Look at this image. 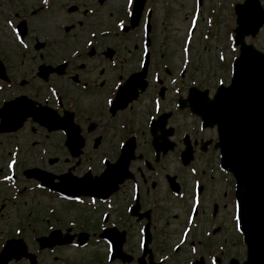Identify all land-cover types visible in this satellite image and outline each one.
<instances>
[{
    "label": "flooded vegetation",
    "instance_id": "1",
    "mask_svg": "<svg viewBox=\"0 0 264 264\" xmlns=\"http://www.w3.org/2000/svg\"><path fill=\"white\" fill-rule=\"evenodd\" d=\"M10 1L16 3L12 4L13 8L5 10L8 16L13 15L15 18L29 22H36L38 18L42 20L43 17L38 14L42 9L41 0ZM107 42L113 50L111 59L104 57L101 47H97L101 53H95L93 48V55L90 57L85 56L84 52L75 57L73 52L53 54L56 50L48 46H32L26 50L16 48L2 55L9 77V81L3 82V100L26 95L34 102V105L36 102L46 103L55 108L58 113H62L63 110L72 111L73 121L82 137V146L78 157H72L68 145L61 142L59 144L60 131L48 132L44 127L33 122L30 117L24 119L17 131L0 133V145L7 144L11 137L27 133L28 142L33 146L49 147V149H54L56 155H58L56 150L62 149L66 170H70L76 176H81L85 172H90L92 176H101L105 172L106 165L121 160L122 150L128 151L133 141L135 145L133 157L126 164L118 167L114 178L107 182L99 181L98 188L108 193L106 197H102L101 200L93 198L94 204H92L90 197L81 196L82 204L69 202V207L61 209H56L57 206L54 204L50 207L52 211L49 217L42 223H38V214L41 212L38 209L36 212L29 213L34 215V222H29L31 230L37 232L36 236H40L59 229L64 233L60 234L63 238L72 235V244L84 237L83 246L75 248L72 245H65L61 246L63 249L60 250L65 252L70 247L73 250L86 249L89 246L99 247L104 250V257L100 250L95 252V255L99 256L100 264H152V262L163 264L158 255L167 250L166 238L169 233L166 223L170 221L169 215H165L167 208L164 200L169 197L184 202L188 199L187 196L192 199L194 180H196L200 187L199 195L195 197L197 201L195 219L199 228L190 230L188 237L196 235L192 243L203 247L204 263H207L211 256H215V260L220 263H225L233 256L236 258L240 256L238 259H242V251L240 253L233 251L238 246L239 240H235L233 234L231 182H224L209 172L214 160L210 157L196 159L197 172L195 174L187 172L185 180L183 177V173H186L185 167H181L176 155H171V159L176 164L174 168L176 170L172 172H169L168 167L173 164V161L167 158L169 156L167 152L157 159L155 156L152 157L154 149L146 123L149 116L153 114H138L136 105L142 103L145 98L143 111L152 109V100L149 101V98L150 95L153 97L155 94L161 102L168 94V86L164 84V80L158 77V81L153 85L154 69L148 68L144 77L145 89L138 94V97L122 110L112 112L108 108L107 102L113 98L118 85L129 74L139 70L140 56L137 50L133 51L136 45L127 48L125 45H116L112 41ZM57 60L59 61L56 62ZM63 60L66 61L63 75L50 74L46 81L38 77L39 64L56 65ZM22 81L24 83H21ZM160 89L161 96L158 93ZM176 91L178 92L179 89L177 88ZM165 107L163 105V109ZM171 138L175 147L179 149L181 141L179 140L177 144L174 140L175 136ZM191 138L195 141L193 145L198 155L197 150L199 151L207 138L203 136ZM53 158L56 159L54 164L59 161L58 156ZM170 175L174 176L178 190L183 193L180 198L174 197L170 190L168 180ZM190 179L191 187L187 190L186 185H189ZM53 182H56L55 178ZM216 189L221 190L218 201L215 199ZM103 192L101 194H104ZM209 192L211 195L208 194ZM44 193L56 202L58 194L55 191ZM190 208L189 205L186 210L181 209L180 213H183L184 217L178 237L187 234L184 222L186 223V214ZM73 209H80L79 214H82L80 212L82 210L88 213L68 217L72 212L70 210ZM66 213H68L67 216ZM173 218L178 217L173 215ZM148 221L151 241L149 251H143V229ZM200 231H203V234ZM206 232H208L207 235H205ZM31 236L27 237V241L31 250L36 252L34 264H88L83 258H80L78 262L77 258L68 253L62 254L58 251V246L52 250L38 249ZM111 243L114 246L120 245V249L115 252L110 261L105 262ZM93 261L95 264V258ZM25 263L24 259H18L7 264Z\"/></svg>",
    "mask_w": 264,
    "mask_h": 264
},
{
    "label": "rangeland",
    "instance_id": "2",
    "mask_svg": "<svg viewBox=\"0 0 264 264\" xmlns=\"http://www.w3.org/2000/svg\"><path fill=\"white\" fill-rule=\"evenodd\" d=\"M6 1V0H5ZM128 0H104L103 4L100 6L99 12L94 15L97 22H100V27L102 25H110L114 26V22L118 18L125 19L127 17V14L130 10L131 4H128L126 7ZM261 3L264 2V0H260ZM7 2V1H6ZM95 0H54V3L56 4L54 9L55 13H49L48 18L46 16H43L42 20L38 18L37 22H33V27H30L31 36L33 37L35 34L37 26L40 27L41 30L47 31H53L58 37H61L63 35V31L61 29L60 24L69 25L70 22L73 20L75 21L77 18L83 19L84 15H81V10H83L82 4L89 5L88 8H93ZM147 3L145 6H148L151 8L150 11V17L151 21L154 24V47L158 48V51H166L165 54L168 58L169 63H172L175 66H179L181 62V58H184V63L186 65V69L184 70L182 79L180 80V83H176V85H180L183 87V85H188L189 82H193L194 86L199 87H205L207 89L214 90L215 86L217 87L220 82H223L224 85H226L229 82L228 77V70H229V62L232 60L234 56H237L238 54V48L236 46L232 45V42L228 38L227 35L228 32L235 27L234 22V16L231 11L230 4L233 2V0H202L201 8L199 9L196 19L197 23L194 25L193 32L191 34L188 33L190 27H191V20L189 19L193 7L194 0H147ZM2 4L1 9H8V6L10 4H7L5 2H1ZM264 4V3H263ZM77 5V6H75ZM126 7V8H125ZM75 8V9H72ZM209 8V9H208ZM215 9L218 10L217 14L214 17L215 20L213 22L208 20L209 17V10ZM72 9V10H71ZM208 9V12H207ZM118 18H117V17ZM94 19V20H95ZM195 19H193L194 21ZM141 21V19H140ZM6 22L2 20V16L0 15V49L3 50L4 45H8L12 42L11 39V32L9 28L6 26ZM36 27V28H35ZM140 23L137 28H135L134 32L140 31ZM35 28V29H34ZM117 28V27H116ZM117 30V29H116ZM75 31V29H74ZM133 32V33H134ZM70 34L73 33V31L69 32ZM68 34V36L70 35ZM133 38V36H132ZM67 39H64V44L60 48V52L64 53L66 49L70 46L68 45L69 41L67 42ZM135 41V38H133ZM37 40L47 42L49 40L44 41L43 35L40 34L39 37H37ZM39 41V42H40ZM187 43L188 49L187 52L182 55V44L184 42V45ZM136 42V41H135ZM247 43L253 44L257 49L264 50V26L259 30L258 34L255 37H247L246 38ZM133 44V42H131ZM131 43L125 45L127 48H132L133 46ZM138 54L140 52V46L136 43V49ZM53 54H57V51H53ZM58 56V55H57ZM56 56V57H57ZM159 56V55H158ZM163 57V56H162ZM223 57V59H221ZM160 57L158 58V60ZM171 67V66H170ZM169 75L175 73L176 71H172V67L168 70ZM167 72H162V76L165 79V83L168 85V95L165 96V99L163 102H161L162 107L163 103L167 102V106H171L173 104V99L170 96L172 93V86L170 83H168L169 77H167ZM163 79V80H164ZM164 83V84H165ZM190 84V83H189ZM188 87V86H187ZM187 89V88H186ZM150 101V99H149ZM145 98L144 101L140 104H137V110L138 114H146L148 111H143L142 106L145 104ZM167 106L163 109L165 110ZM151 107V105H150ZM144 112V113H143ZM185 114H189L188 111H185ZM191 114V113H190ZM146 116V115H145ZM193 117H181L180 115H172L168 118L166 122V127L172 128L173 134L171 136H175V141L177 144H179V133L181 130V126L186 128L188 131L193 129ZM186 130V131H187ZM27 133H23L19 136V140L21 142V149L23 150L24 155L22 158H27L29 160V163L32 164H38V159L36 156V151L39 149V146H36L33 150L30 148H27V142L29 139H27ZM172 140V138H170ZM9 147V146H7ZM27 149V150H26ZM28 151H31L32 154L30 155ZM58 155H56L54 149L48 150V156H58L59 161L54 164V166L49 165L48 170L52 171H62L65 166L66 162L64 161V155L62 149L58 148L56 150ZM206 157L212 156V144H207L205 149ZM169 156L167 157L169 160L173 161L171 159V154L168 153ZM61 158V159H60ZM63 158V160H62ZM213 160L215 159V154L212 156ZM1 159V158H0ZM2 160V159H1ZM5 161V160H4ZM2 166L3 160L1 162ZM173 164L169 165L168 170L169 172H172L176 167V164L174 166ZM48 164H46L47 166ZM24 166H29L27 163ZM4 172V171H2ZM183 177L185 180L187 179V173H183ZM191 187V179L189 182V185H186V189L190 190ZM220 187V185L218 186ZM5 189V188H4ZM221 190L216 189L215 193V199L218 201L220 199L219 195H221ZM208 194L211 195V192ZM31 195L29 198L21 199V203L16 205V201L12 202L9 200V196L7 197V200L4 202L6 205L4 207L0 208V225L4 223L5 220L13 219L15 214L22 211V213H25L27 210L28 212L32 209L33 206H36L37 204H44L45 201L43 200V203L39 201L42 200L38 195H35L33 198H31ZM188 199L186 201H177L172 198H165V206L167 208V211L165 215H169L170 221L168 224L166 223L167 232L169 233L168 238H166V249L168 250L170 245L178 238V234L182 227V218L184 217L183 213L181 212V209L186 210L187 207L190 204V196H187ZM44 206V205H43ZM78 210L80 209H73L69 216L76 215V216H82L83 213H88L86 210L80 211L82 214L78 213ZM69 211V212H70ZM45 212V208L42 210L41 214ZM68 213H66L67 216ZM173 215H175L178 218H173ZM170 239V240H168ZM96 249V250H95ZM233 249V248H232ZM97 250H100L102 252V257H104V250L99 249V247H91L89 246L86 249L81 250H73L68 249L67 251L61 250L62 254H67L75 257L78 259V262L80 258L85 259V261L88 264H94L93 258H95V264H100L99 256L95 255V252ZM235 250V251H234ZM234 252H237L236 248L233 249ZM186 252H183L179 257L177 258L178 261L176 262L171 261L168 264H185L186 263Z\"/></svg>",
    "mask_w": 264,
    "mask_h": 264
},
{
    "label": "water",
    "instance_id": "3",
    "mask_svg": "<svg viewBox=\"0 0 264 264\" xmlns=\"http://www.w3.org/2000/svg\"><path fill=\"white\" fill-rule=\"evenodd\" d=\"M142 3L143 0H136L132 26ZM238 7L235 41L240 44V55L233 64L231 84L219 87L210 102L206 101L205 92H196L188 100L191 109L202 115L206 123L218 125L222 165L232 171L237 182L240 221L248 242L245 264H264V53L243 41L248 33L257 32L264 17L259 21L263 13L254 1ZM27 113L33 114L34 110L24 108L20 102H6L0 108V129L13 124L14 114ZM38 117L47 123L56 121L52 113L45 111H40ZM59 125L65 126H56Z\"/></svg>",
    "mask_w": 264,
    "mask_h": 264
},
{
    "label": "snow or ice",
    "instance_id": "4",
    "mask_svg": "<svg viewBox=\"0 0 264 264\" xmlns=\"http://www.w3.org/2000/svg\"><path fill=\"white\" fill-rule=\"evenodd\" d=\"M128 3L131 4L132 3V0H128ZM229 39H232L231 37H229ZM221 59H223V57H221ZM9 169H11L13 167V165L10 163L8 165ZM5 179H9V177H5ZM238 230H239V226H238Z\"/></svg>",
    "mask_w": 264,
    "mask_h": 264
}]
</instances>
